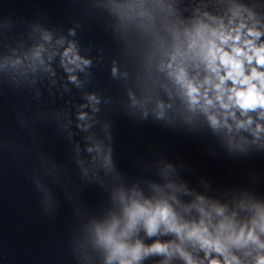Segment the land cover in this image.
<instances>
[{
  "label": "clouds",
  "instance_id": "obj_1",
  "mask_svg": "<svg viewBox=\"0 0 264 264\" xmlns=\"http://www.w3.org/2000/svg\"><path fill=\"white\" fill-rule=\"evenodd\" d=\"M244 28L243 23L229 28L222 24L217 28L201 27L189 47L193 53L192 66L196 69L203 66V78H198L199 72L190 76L186 66H177L171 73L184 89L190 105L205 112L214 128L225 127L231 130L232 126L228 124L229 117L236 121L237 128H250L252 118L237 120L236 110H239L242 116L259 110V117L264 119V43H256L261 36L259 31L249 28L244 32ZM34 55L39 57V50ZM63 56L67 63L80 66V58L76 55L73 45L64 51ZM82 63L86 64L88 61ZM71 78L75 80V77ZM253 131L258 135L264 131V127L257 124ZM104 163L110 165L108 156L104 157ZM121 199L123 200L122 194ZM216 211L222 214V209ZM124 214L126 223L121 232H116L119 221L115 220L106 229L96 228L97 242L109 250L107 264H112L113 260H119V264H134L148 253L172 254L173 246L169 244L157 242L145 248L139 241L134 246L124 243L123 237L131 233L141 222L148 235H154L163 225L166 231L176 233L181 241L187 239L198 244L206 257H210L212 253L222 256L223 264H242L231 254L230 249L233 247H246L251 243L264 249V243L258 239L254 231L245 234L241 229L235 233L230 224L221 223L214 235L209 232L203 221L192 226L179 223L171 207L163 201L153 206L147 202L141 204L133 200L131 205L124 209ZM254 227L264 232V213L260 214V221L254 223ZM174 250L184 257L187 264H197L179 246H175ZM199 264H203V261ZM208 264L222 262L220 259L211 258ZM254 264H264V255H257Z\"/></svg>",
  "mask_w": 264,
  "mask_h": 264
}]
</instances>
